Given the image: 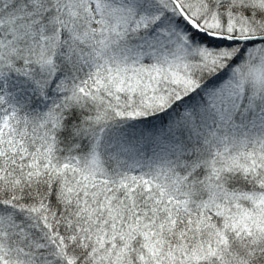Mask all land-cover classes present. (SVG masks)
Here are the masks:
<instances>
[{
  "label": "snow or ice",
  "instance_id": "1",
  "mask_svg": "<svg viewBox=\"0 0 264 264\" xmlns=\"http://www.w3.org/2000/svg\"><path fill=\"white\" fill-rule=\"evenodd\" d=\"M0 264H264V0H0Z\"/></svg>",
  "mask_w": 264,
  "mask_h": 264
}]
</instances>
